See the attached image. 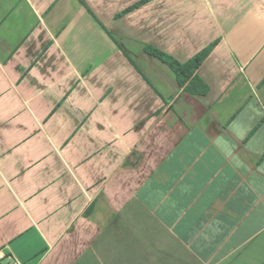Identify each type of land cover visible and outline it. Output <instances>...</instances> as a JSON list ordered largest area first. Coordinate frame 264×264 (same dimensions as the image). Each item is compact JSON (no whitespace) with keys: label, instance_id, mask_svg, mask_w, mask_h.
Returning <instances> with one entry per match:
<instances>
[{"label":"crops","instance_id":"obj_1","mask_svg":"<svg viewBox=\"0 0 264 264\" xmlns=\"http://www.w3.org/2000/svg\"><path fill=\"white\" fill-rule=\"evenodd\" d=\"M144 1L0 0V264H264V0Z\"/></svg>","mask_w":264,"mask_h":264},{"label":"trees","instance_id":"obj_2","mask_svg":"<svg viewBox=\"0 0 264 264\" xmlns=\"http://www.w3.org/2000/svg\"><path fill=\"white\" fill-rule=\"evenodd\" d=\"M145 51L168 65L174 71L178 84L181 88H184L185 92L192 96H204L209 92L208 85L197 75V71L207 58L210 49L201 52L186 63H181L167 53L152 46H146Z\"/></svg>","mask_w":264,"mask_h":264},{"label":"built area","instance_id":"obj_3","mask_svg":"<svg viewBox=\"0 0 264 264\" xmlns=\"http://www.w3.org/2000/svg\"><path fill=\"white\" fill-rule=\"evenodd\" d=\"M11 264H20V263H18V262H12Z\"/></svg>","mask_w":264,"mask_h":264}]
</instances>
